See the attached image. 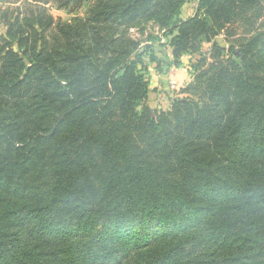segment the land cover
Masks as SVG:
<instances>
[{"label":"trees","instance_id":"trees-1","mask_svg":"<svg viewBox=\"0 0 264 264\" xmlns=\"http://www.w3.org/2000/svg\"><path fill=\"white\" fill-rule=\"evenodd\" d=\"M189 1L0 0V264H264V0Z\"/></svg>","mask_w":264,"mask_h":264},{"label":"rangeland","instance_id":"rangeland-1","mask_svg":"<svg viewBox=\"0 0 264 264\" xmlns=\"http://www.w3.org/2000/svg\"><path fill=\"white\" fill-rule=\"evenodd\" d=\"M195 8H196V1L195 0H190L189 2L184 4L183 7L181 8V16H182V18L187 19L188 17L192 16ZM49 10H50V13L54 17H60L61 19L65 20V21L69 20L72 17V15H68L64 11H58V10H56L53 7H50ZM83 13H84V10H80L77 14L82 16ZM130 34L135 40H137L138 42H141L143 46L144 45L145 46L149 45V46L153 47L155 50H158V51H159L158 46H157L158 39H161V43H165V38H163L162 32L159 31L158 27L153 25L152 23H148V22L147 23H142L139 26H137L136 28H134L133 30H131ZM219 39L224 40V36L223 35L219 36ZM234 42H235V40H229L227 45H230V44H232ZM238 44H239V42L234 43L235 46H237ZM202 46L203 47H202V51L201 52L205 53L206 48L208 47V45L204 43ZM167 49H168L167 47H165L164 49L161 48L160 49L161 50V54L158 53L156 56H160L161 55L162 58H163L164 55L167 52ZM167 55H168V53H167ZM199 55H200V53L196 52L194 54L189 55V57H185L183 59L185 62L182 63V65L183 64L189 65V67L191 68V64L195 60L199 59ZM169 56H170V54H169ZM144 60H145V63L147 64L148 69H157V70L160 69V67L157 68V64H149L147 57ZM160 70L163 71L162 69H160ZM148 77H149V72H148ZM191 81H192V76L190 74V81L188 83H190ZM188 83L184 84L182 87L177 89L176 84L173 82L172 83V87L168 86L169 90L168 91L166 90L167 92H169L171 97L168 98V100H167V95L164 93V97L161 98L162 102L158 101L157 103L160 106H164L163 108H165V106L167 105V102L169 101V103H170L171 100H173L175 98V96L178 93V91L180 89L184 88ZM172 88H174V89H172ZM155 97H157V95L153 94L152 98H155ZM165 97H166V99H164ZM165 101H166V103H165ZM146 103H147L148 106H150L149 103H153L152 99L151 98L147 99ZM162 103H164L165 105H163ZM151 108L154 109V107H151Z\"/></svg>","mask_w":264,"mask_h":264},{"label":"crops","instance_id":"crops-1","mask_svg":"<svg viewBox=\"0 0 264 264\" xmlns=\"http://www.w3.org/2000/svg\"><path fill=\"white\" fill-rule=\"evenodd\" d=\"M195 11V9H194ZM194 14V12H193ZM192 14V15H193ZM192 17V16H190ZM182 18V16H181ZM189 18V17H188ZM185 20L184 18H182ZM169 49V48H168ZM167 52V59L169 61V66L167 67H161L163 71L157 70V69H149V94H148V99L151 98L153 103H149L150 107H154V109H166L169 106V101L167 102V105L165 108L164 106H160L157 102L161 101V98L164 97V93L167 95V100L168 98L171 97L169 92H167L168 86H172V83L174 82L176 84L177 89L182 87L184 84L188 83L190 81V67L189 65H185V61L183 60L185 57H189V55H183L181 58L178 60L180 64H176L177 61L173 60L170 49ZM170 54V56H169ZM173 89V88H172ZM167 90V91H166ZM160 93V94H159ZM156 94L157 97L152 98V95ZM166 99V97L164 98ZM166 100V101H167ZM165 101V103H166ZM162 102V101H161ZM165 105L164 103H162Z\"/></svg>","mask_w":264,"mask_h":264},{"label":"built area","instance_id":"built-area-1","mask_svg":"<svg viewBox=\"0 0 264 264\" xmlns=\"http://www.w3.org/2000/svg\"><path fill=\"white\" fill-rule=\"evenodd\" d=\"M172 87V86H171ZM174 89V88H173Z\"/></svg>","mask_w":264,"mask_h":264}]
</instances>
